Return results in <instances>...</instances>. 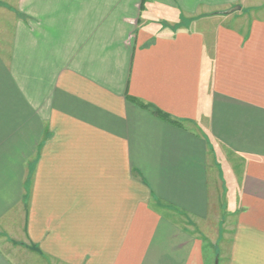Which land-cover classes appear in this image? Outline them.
I'll list each match as a JSON object with an SVG mask.
<instances>
[{
    "label": "crops",
    "instance_id": "0c3cea01",
    "mask_svg": "<svg viewBox=\"0 0 264 264\" xmlns=\"http://www.w3.org/2000/svg\"><path fill=\"white\" fill-rule=\"evenodd\" d=\"M0 12V264H264V0Z\"/></svg>",
    "mask_w": 264,
    "mask_h": 264
},
{
    "label": "rangeland",
    "instance_id": "374dc122",
    "mask_svg": "<svg viewBox=\"0 0 264 264\" xmlns=\"http://www.w3.org/2000/svg\"><path fill=\"white\" fill-rule=\"evenodd\" d=\"M16 19L5 12H0V42L4 46V55L9 57L13 34V25ZM0 43V44H1Z\"/></svg>",
    "mask_w": 264,
    "mask_h": 264
},
{
    "label": "trees",
    "instance_id": "16d2710c",
    "mask_svg": "<svg viewBox=\"0 0 264 264\" xmlns=\"http://www.w3.org/2000/svg\"><path fill=\"white\" fill-rule=\"evenodd\" d=\"M153 113L156 114L157 116H159L160 118H166L165 115L162 112L157 111L155 109H154Z\"/></svg>",
    "mask_w": 264,
    "mask_h": 264
},
{
    "label": "water",
    "instance_id": "95a60500",
    "mask_svg": "<svg viewBox=\"0 0 264 264\" xmlns=\"http://www.w3.org/2000/svg\"><path fill=\"white\" fill-rule=\"evenodd\" d=\"M239 10H241L240 7H235V8H233V9H231L230 11L226 12V14H232V13H234V12H236V11H239Z\"/></svg>",
    "mask_w": 264,
    "mask_h": 264
}]
</instances>
